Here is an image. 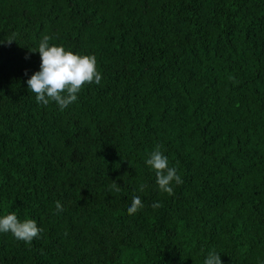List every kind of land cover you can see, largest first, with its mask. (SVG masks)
Here are the masks:
<instances>
[{
    "label": "trees",
    "instance_id": "16d2710c",
    "mask_svg": "<svg viewBox=\"0 0 264 264\" xmlns=\"http://www.w3.org/2000/svg\"><path fill=\"white\" fill-rule=\"evenodd\" d=\"M45 35L102 75L63 111L27 86ZM9 38L0 217L42 232L0 233V264H264V0H0ZM157 145L174 195L146 164Z\"/></svg>",
    "mask_w": 264,
    "mask_h": 264
},
{
    "label": "clouds",
    "instance_id": "9594fccd",
    "mask_svg": "<svg viewBox=\"0 0 264 264\" xmlns=\"http://www.w3.org/2000/svg\"><path fill=\"white\" fill-rule=\"evenodd\" d=\"M51 37L45 35L39 43L38 50H30L31 53H39L40 67L27 80L28 90L35 94L37 103L47 106L50 101L55 102L61 111L78 99V94L86 85H99L102 75L97 69V61L94 55H80L66 50L63 46L49 44ZM14 38H9L0 43L11 44ZM27 74V73H25ZM156 175V183L162 192L174 195L173 182L176 185L183 183L181 176L177 174L175 167L169 166V160L157 145L155 150L146 160ZM115 183V182H114ZM143 191V186H141ZM119 191V188H117ZM154 204L153 207H159ZM57 213L63 212L64 206L60 201L56 202ZM144 207L139 196L132 198L131 205L127 208L129 215L136 214ZM42 229L38 227L34 219L19 220L15 212L0 217V233H11L18 241H23L31 246L32 241L40 237ZM204 264H222L220 254L210 251Z\"/></svg>",
    "mask_w": 264,
    "mask_h": 264
}]
</instances>
